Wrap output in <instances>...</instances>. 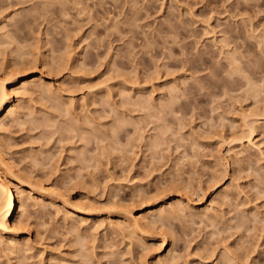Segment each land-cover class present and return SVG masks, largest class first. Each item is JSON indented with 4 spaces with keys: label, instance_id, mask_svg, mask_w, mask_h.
<instances>
[{
    "label": "rangeland",
    "instance_id": "374dc122",
    "mask_svg": "<svg viewBox=\"0 0 264 264\" xmlns=\"http://www.w3.org/2000/svg\"><path fill=\"white\" fill-rule=\"evenodd\" d=\"M0 51L48 82L0 132V264H264V0H0Z\"/></svg>",
    "mask_w": 264,
    "mask_h": 264
},
{
    "label": "bare ground",
    "instance_id": "6f19581e",
    "mask_svg": "<svg viewBox=\"0 0 264 264\" xmlns=\"http://www.w3.org/2000/svg\"><path fill=\"white\" fill-rule=\"evenodd\" d=\"M114 26H115V24H114ZM12 50H14V49L12 48ZM235 59H236V57H235ZM236 60H238V59H236ZM14 67H13V69H14ZM23 71H24V68L22 69V71H21V69H20V71H16V69H14L13 72H6V70L4 72V70H3V74L0 73V132H3V130H4L3 127L5 126L6 121L9 120V118L13 114H15L16 109L18 107V102H20L22 100L24 101L23 98H25L26 96L28 97L29 94L32 92V91L30 93L29 92H26V90L28 88H30L34 84H40L41 87L42 86H45V87L48 86L47 85L48 82L46 81V79L44 78L43 75L38 74V73L37 74H31L30 72H27V71L23 72ZM49 86L51 87V85H49ZM47 91H49V90H47ZM31 94H33V93H31ZM32 97H30V98H32ZM142 102H144V101H142ZM262 114H264V113H262ZM258 115H260V114H258ZM253 131H256V129L255 130H252L251 129V132L252 133H253ZM0 135H1V133H0ZM0 140H2V136H0ZM0 144H2V142ZM0 156H2V155H0ZM3 159L4 158L0 157V162H1V165L0 166H1V168H2L3 165L7 167L8 173H10L11 178L7 177V174H5L6 176L2 175L1 172H0V238H2L4 236H8L6 239H9L8 240V242H9V241L16 240V238L19 235V232L21 231V228L24 226V225H22V223L24 224V220L22 221V219H21L23 217L19 218V215L23 212V210L25 209L24 208L25 206H24L23 202L21 201L22 199L20 200V195H19V192H18V191H20V189L23 190L22 188H23L24 181H23V179H21V177L19 175H17V172L18 171H16L17 169L15 170V167H13L15 165V164H13L14 162H12V164H13V166H12V164H10L9 162H5V160H3ZM9 161H11V160H9ZM13 179H15L16 180L15 182H17V183L13 184L12 183L14 181ZM43 187H45V186H43ZM55 188H57V187L55 186ZM44 189L45 190H43V189L40 190L42 192L44 191L43 193L41 192L44 195H45L46 192H48V194H51V197H53L55 194H57L56 196L60 195V196H58L59 198H61V197L64 196V193L62 194V193L58 192L57 189L55 190L53 187L50 188V185H49L48 188L45 187ZM22 192H24V191H22ZM22 197H24V196H22ZM24 198H26V197H24ZM29 198L30 199H34V198H31V197H29ZM63 198H64V200H66V197H63ZM53 199H54V197H53ZM33 202H34V200H33ZM37 202L38 201H36V203ZM65 202H67V201H65ZM179 204L178 203H172V207H176ZM179 206L181 207V204ZM78 208H80V206ZM128 210L129 209H124L123 210V212L124 211L125 212L123 214L124 215V218L123 217L122 218H123V222L126 223L133 230H138V229L145 228V227L146 228L147 227L149 228L151 226V223L149 221L150 220L149 219V216L157 211V209H154V208H147L146 211H144L143 213L139 214L138 216H134V218H133V217H131V213H132L131 210H129V211ZM163 211H167V210L166 209H163V210H158L157 212H163ZM120 222H122V221H120ZM27 223H25V224H27ZM103 223H104V221H103ZM167 238L168 237H166V239H164V244H168V239ZM16 242H18V240ZM12 244H13V242H12ZM27 245H28V243H27ZM7 246H9V245H7ZM3 247H1V248H3ZM3 251H5V250H3ZM161 258H162V256H161Z\"/></svg>",
    "mask_w": 264,
    "mask_h": 264
}]
</instances>
